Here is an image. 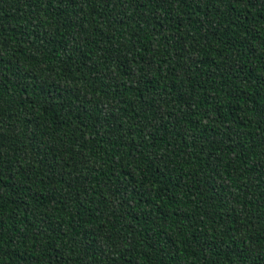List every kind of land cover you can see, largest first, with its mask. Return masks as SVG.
<instances>
[{"label":"trees","instance_id":"1","mask_svg":"<svg viewBox=\"0 0 264 264\" xmlns=\"http://www.w3.org/2000/svg\"><path fill=\"white\" fill-rule=\"evenodd\" d=\"M0 264H264V0H0Z\"/></svg>","mask_w":264,"mask_h":264}]
</instances>
